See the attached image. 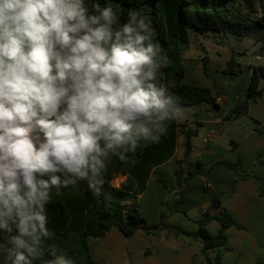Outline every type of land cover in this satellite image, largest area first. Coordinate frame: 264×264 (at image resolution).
I'll return each mask as SVG.
<instances>
[{
	"label": "clouds",
	"instance_id": "obj_1",
	"mask_svg": "<svg viewBox=\"0 0 264 264\" xmlns=\"http://www.w3.org/2000/svg\"><path fill=\"white\" fill-rule=\"evenodd\" d=\"M153 34L111 0H0V264H38L54 193L99 197L114 159L186 118Z\"/></svg>",
	"mask_w": 264,
	"mask_h": 264
},
{
	"label": "crops",
	"instance_id": "obj_2",
	"mask_svg": "<svg viewBox=\"0 0 264 264\" xmlns=\"http://www.w3.org/2000/svg\"><path fill=\"white\" fill-rule=\"evenodd\" d=\"M261 3L264 8V0ZM256 8L260 9L259 4H256ZM188 38V46L182 55L183 64L184 67L186 61L192 64L189 70L185 67L181 81L184 84L210 88L215 98H220V102H216V105L201 103L183 107L186 118L175 120L182 131L196 132L190 139L191 150L185 158L183 135L179 131L175 151L170 158L175 164L176 160H183V178L190 174L183 180L180 189L183 202L178 209L183 216L180 215L175 221L166 219L164 224L169 229L161 228L153 235L137 231L129 238H124L113 228L103 237H88L89 255L96 264H128L127 254L130 255L132 264H207L205 256L212 260L217 249L204 254L201 241L188 234L196 231L192 223L197 224L196 221L206 215L214 216L222 212L229 213L237 224L244 227L238 229L230 226L225 229L227 243L220 249L222 264H264V194H258L253 180L237 179L234 182V175L223 165H217L219 162L233 163L240 159L241 168L246 174L264 179V155L259 163L255 162L257 154H264V119L251 113V106L260 105L264 109L263 79L259 80L262 95L256 102L248 105L246 113L236 119L223 121L232 106L244 99L253 67L264 66V62L260 56L255 55V61L249 62L247 69L242 70L236 59L237 55L239 58L244 55L241 50L227 49L221 42L209 40L207 32L200 34L190 30ZM244 39L249 41L246 45L248 48L256 47L255 54L264 47V41ZM210 52L215 53L217 58L212 59ZM230 60L234 61L235 66L225 72ZM194 113L197 114L196 117H193ZM176 153H180L179 159L174 156ZM175 170L176 166L169 164L168 160L156 166L142 194L133 200L149 224L158 223L162 213L160 206L174 203L178 198ZM158 176L162 182L157 180ZM125 179L126 175L116 176L110 184L112 187H120ZM213 197L218 200L217 206L212 205ZM146 198L150 199L148 207L152 208L151 217H147L144 211L143 201ZM193 207L200 209V216L190 222L187 212ZM180 221L186 223L179 224ZM214 223L218 226H212ZM205 227L210 234L208 227L215 234L220 225L214 220Z\"/></svg>",
	"mask_w": 264,
	"mask_h": 264
},
{
	"label": "trees",
	"instance_id": "obj_3",
	"mask_svg": "<svg viewBox=\"0 0 264 264\" xmlns=\"http://www.w3.org/2000/svg\"><path fill=\"white\" fill-rule=\"evenodd\" d=\"M103 2L104 0H101V3ZM111 3L114 8L119 9L121 22H126L128 13L132 10H137L150 19L154 29L153 43L160 45L165 58L164 82H171L172 91L180 98L183 107L201 103L216 105L215 94L210 88L184 84L181 81L185 70L182 55L189 43L190 30L200 34L211 31L240 39L254 38L257 42L264 41V8L261 0H111ZM256 4H259V10ZM203 63H206L205 59ZM234 66L233 60L228 61L225 72ZM260 79L264 80V66L253 67L244 99L232 106L223 121L245 114L248 105L260 98ZM196 116L194 113L193 117ZM179 131L175 121H172L168 126L167 135L161 137L159 143L141 144L136 152L129 154L127 161L114 159L105 174L103 194L99 197L93 196L83 183L64 189L59 194L54 193L47 208L48 227L54 236L46 241L47 254L38 264H47L49 260H55L57 257L71 258L74 264H96L90 258L87 238L103 237L113 228L124 238H129L137 231L153 235L161 228L169 229L163 223L164 214L159 216L157 224H149L133 200L144 191L153 169L173 156ZM181 133L184 157L187 158L191 150L190 139L196 132L185 130ZM263 155L259 153L255 156L256 164ZM182 164L183 160H176L174 177L178 198L173 203L176 207L183 202L180 190L183 180L190 176L187 174L183 178ZM217 165H223L232 173L234 182L237 179L253 180L257 185L258 194H264V179L246 174L241 168L240 159L233 163L219 162ZM120 175H126L124 184L112 187L111 180ZM157 180L162 182L159 176ZM212 205H218L217 198H212ZM214 220L219 223L220 228L212 235L205 226ZM196 223L199 229L188 235L201 241L204 254L206 251L217 249L212 260L205 256L207 264H222L220 249L227 243L225 229L230 226L238 229L244 227L237 224L227 212L214 216L206 215ZM126 261L132 264L129 254Z\"/></svg>",
	"mask_w": 264,
	"mask_h": 264
},
{
	"label": "rangeland",
	"instance_id": "obj_4",
	"mask_svg": "<svg viewBox=\"0 0 264 264\" xmlns=\"http://www.w3.org/2000/svg\"><path fill=\"white\" fill-rule=\"evenodd\" d=\"M207 36L209 37V40H216L217 42H221L222 45H224L227 49H239L242 52H244V55H241V58H239L240 56H236L237 61L240 63V68L242 70H246L247 69V65L249 62H254L255 59V55H258L261 57V60L264 62V52L258 51V53L255 54L256 51V47H252V48H248L247 42H249L247 39H240L237 37H234L232 35L229 34H224V33H220V32H207ZM215 37V38H214ZM247 47V50L245 49ZM258 49V48H257ZM257 52V51H256ZM209 55L211 56L212 59H216L217 55L213 52H210ZM191 64L192 62L190 61H186L185 62V67H187V70H189L191 68ZM264 103V101L262 102ZM251 113L260 117L261 119H264V109L262 107H260V105H255V106H251ZM178 129L181 131L182 128L178 127ZM177 159H179L178 157L180 156V153H176L174 155ZM168 163L171 165H175V162L173 160H168ZM149 198L144 199L143 201V205L145 206L144 211L145 213L148 215L147 217H151L152 215V208L148 207V203H149ZM161 207L162 213L165 215V218L163 219V223H165L166 219L170 218V221H175L177 220V218L182 214V211L180 209H178L179 205L176 207L175 204L173 203H169V204H163ZM187 215L189 217L190 222H192L194 219L198 218L200 216V209L197 207H193L189 209V212H187ZM180 223H186V221H180ZM190 226V225H189ZM192 226L196 229V231L199 229V226L197 224L192 223ZM212 226H218L217 223H214V225ZM212 226L210 227V229H212ZM208 227V230L211 232V234H214V230H210ZM195 231V232H196Z\"/></svg>",
	"mask_w": 264,
	"mask_h": 264
},
{
	"label": "built area",
	"instance_id": "obj_5",
	"mask_svg": "<svg viewBox=\"0 0 264 264\" xmlns=\"http://www.w3.org/2000/svg\"><path fill=\"white\" fill-rule=\"evenodd\" d=\"M262 52H264V47L262 48ZM216 102H220V98L219 97H216ZM205 142L207 141V139L204 140Z\"/></svg>",
	"mask_w": 264,
	"mask_h": 264
}]
</instances>
